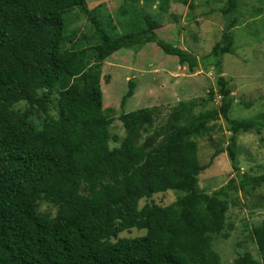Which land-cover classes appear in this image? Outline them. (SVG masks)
Wrapping results in <instances>:
<instances>
[{
	"label": "trees",
	"instance_id": "16d2710c",
	"mask_svg": "<svg viewBox=\"0 0 264 264\" xmlns=\"http://www.w3.org/2000/svg\"><path fill=\"white\" fill-rule=\"evenodd\" d=\"M238 2L226 0L220 9L227 15ZM98 8L87 0H0V264H222L212 240L229 235L234 194L264 187V170L241 171L236 158L237 135L261 134L264 112L256 120L230 118L232 88L220 71L221 56L234 52L229 29L237 20L208 53L217 57V92L179 101L157 125V107L148 101L122 110L119 138L103 101L106 59L153 42L190 72L199 62L159 39L155 29L163 24L149 14L141 28L116 35L103 27ZM78 12L90 32L69 26ZM135 85L127 79L121 108ZM215 95L218 109L206 107ZM219 115L231 132L226 151L235 175L206 189L200 174L223 149L200 163L197 139L210 135ZM167 191L176 195L171 202L151 199ZM134 228L145 233L130 234ZM250 235L258 255L244 251L230 264H264V220Z\"/></svg>",
	"mask_w": 264,
	"mask_h": 264
},
{
	"label": "rangeland",
	"instance_id": "374dc122",
	"mask_svg": "<svg viewBox=\"0 0 264 264\" xmlns=\"http://www.w3.org/2000/svg\"><path fill=\"white\" fill-rule=\"evenodd\" d=\"M162 2L164 10L160 8ZM225 2L226 0H87L89 8L99 6L97 18L104 22L106 30L116 35L141 28L144 24L143 17L149 14L163 24L155 29L159 39L187 50L199 62L195 71L190 72L186 64H179L175 56L166 54L153 42L114 52L102 66L103 77H109V82L102 87L103 101L107 102L105 107L115 116L111 125L112 134L120 136L119 138L123 134L122 125L116 118L122 110H136L148 101V106L157 107L153 123L157 125L165 120L168 112L179 101L200 102L199 98L207 99L210 89L217 92L219 72L214 64L217 57L208 53L213 44L220 40L223 29L232 19L237 20L229 29L234 36V52L224 53L220 66L221 75L232 88L233 100L228 116L237 120H256L260 117L264 112V0H239L237 8L227 15L220 9ZM71 14L65 15L67 22ZM69 26L79 27L83 32L91 31L86 16L80 12L78 16L72 14ZM128 78L136 81V85L133 95L127 98L121 108L120 99L127 89ZM213 100L206 107L218 109L219 96L215 95ZM50 112L54 114L55 108L51 107ZM210 123L213 125L210 135L197 139L198 160L200 163H207L217 147L223 149V152L200 174L199 186L206 189L218 188L235 175L226 151L231 133L228 124L220 115ZM117 143L110 140L111 145ZM236 158L241 171L258 174L264 170V129L261 134L242 132L237 135ZM261 194H264V187L234 194L237 203L230 204L226 217L229 235L217 236L212 240V246L218 252L222 264H230L244 251L258 255L250 229L264 220V203L259 202ZM175 196V193L167 191L156 193L151 199L166 204L174 200ZM41 207L48 208L46 204ZM138 233L144 234L145 231L131 229L130 234Z\"/></svg>",
	"mask_w": 264,
	"mask_h": 264
}]
</instances>
